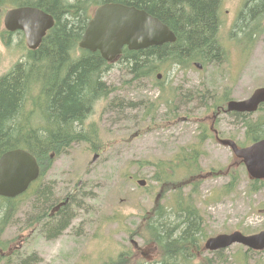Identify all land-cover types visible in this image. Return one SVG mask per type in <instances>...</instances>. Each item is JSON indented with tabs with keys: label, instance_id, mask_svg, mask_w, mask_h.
<instances>
[{
	"label": "rangeland",
	"instance_id": "1",
	"mask_svg": "<svg viewBox=\"0 0 264 264\" xmlns=\"http://www.w3.org/2000/svg\"><path fill=\"white\" fill-rule=\"evenodd\" d=\"M243 3L244 0H221L219 39L225 44V60L220 64L209 62L200 70L194 64L186 69L172 67L166 73L160 71V80L178 86L185 94L204 89L209 95L205 100L215 104L224 103L225 93L228 98L244 99L255 88L263 86L264 15L258 19L259 27L254 25L257 22L255 15L245 18L258 33L254 42H240V37L247 41L253 36L239 33L237 19ZM2 28L0 18V30ZM238 41L246 46L245 51ZM24 45V39L18 33L11 35L9 46L3 44L0 36V74L22 58L26 53ZM127 78L121 66L114 63L103 79L114 87L109 97L115 96L116 103L108 106L105 100L97 101L83 125L77 127L83 131L95 129L96 149L86 143L74 142L67 151L52 155L51 167L39 181L40 189H30L17 200L13 220L2 231L0 239L3 243L11 241L8 243L11 249L25 238L20 245V254H34L36 259L32 264H100L122 250L134 253L138 263L155 264L160 257L157 248L143 242L136 234L130 236V230L155 202L156 191L148 192L145 188L154 184L150 180L154 162L166 161L191 145H197L203 127H212L210 132L217 129L222 137L232 136V139L244 142L242 125L233 116L220 114L216 125L212 126L213 111H206L197 96L180 102V99L176 100L174 115H168L161 107L156 117L162 122L159 126L150 125L147 120H142V111L132 106L139 98L155 97L158 92L148 79L142 86L132 87L126 84ZM260 115H264V106L249 118ZM198 150L201 172L206 177L200 181L197 190L206 202H197L204 217L206 236L234 230L251 234L264 229V184L251 191V179L244 165L214 137L206 138ZM208 171L218 173L209 176ZM182 172L178 163L176 173ZM230 172L238 176L236 186L222 191ZM136 179H142L146 184L139 186ZM42 188L48 190V198L67 192L75 194L68 204L69 223L58 234L40 231L38 225L36 229L33 226L24 228L35 218V212L41 211L37 195ZM187 190L184 188L185 192ZM170 196L169 191L165 192L159 202L168 204ZM200 243L203 247L204 240ZM207 252L203 255L223 264H264V250L247 251L240 244H232L217 254ZM203 255H195L194 262L200 261Z\"/></svg>",
	"mask_w": 264,
	"mask_h": 264
},
{
	"label": "trees",
	"instance_id": "2",
	"mask_svg": "<svg viewBox=\"0 0 264 264\" xmlns=\"http://www.w3.org/2000/svg\"><path fill=\"white\" fill-rule=\"evenodd\" d=\"M249 1L250 4L245 5V9L238 14V29L253 35L257 31L254 26L249 27L245 18L254 15V18H260L264 15V0ZM108 2L131 5L160 17L172 26L177 35L176 41L171 43L138 50L124 48L115 62L126 73V84L140 87L148 79L158 92L155 97H141L137 104L133 103V108L142 111V120L159 126L162 119L157 118L156 113L161 107L168 115H174L176 100H190L195 96L206 107V111L217 113V103L205 100L209 95L204 89L196 90L194 94L181 93L178 86H172L171 83L167 85L163 80L156 79V74L160 71L166 73L172 67L189 68L194 59H200L204 65L209 63L211 57L219 58L220 48L213 34H216L219 25L221 0H0V17L11 6L33 5L50 13L55 20L37 49H26L20 60L0 74V154L15 148L27 150L39 163L43 176L52 161L51 154L58 155L67 151L72 143H86L93 150L96 149L93 138L96 135L95 129L83 131L77 127L83 125L97 101L105 100L108 106L116 103L115 96L109 97L114 87L103 79L104 73L114 63L106 62L98 51L79 49L77 44L91 10ZM254 25L259 26V22ZM15 33L22 35L21 32ZM12 34L0 31L5 46H9ZM227 99L225 93L222 100L225 103ZM242 115L241 118L236 116V121L242 122L240 124L243 127L244 142L238 143L245 145L264 137V115L253 119L248 114ZM208 137H212V133L203 127L197 145H191L166 161L159 160L153 164L150 180L154 184L145 188L148 192L155 190L156 196L169 191L170 201L163 204L156 198L150 210L145 211L138 224L130 230V236L136 234L143 242L157 248L160 257L155 264H223L203 255L200 243L207 236L203 226L204 217L198 204L206 202L197 190L202 180L198 146ZM178 163L183 170L180 175L176 173ZM216 173L213 171L212 175ZM237 181L238 176L230 172L222 191L235 188ZM262 184L264 180H250V190L254 191ZM184 188H188L187 192ZM18 199L0 197V236L13 220ZM37 200L41 211L24 228L38 225L40 231L54 235L67 227L71 215L68 204L50 216L48 190L42 188ZM9 242L3 243L0 239V250L3 253L0 264L35 262L34 254L21 255L20 248L13 247L9 251ZM195 255L203 257L195 263ZM100 264L142 262L135 261L134 253L130 250H122Z\"/></svg>",
	"mask_w": 264,
	"mask_h": 264
},
{
	"label": "water",
	"instance_id": "3",
	"mask_svg": "<svg viewBox=\"0 0 264 264\" xmlns=\"http://www.w3.org/2000/svg\"><path fill=\"white\" fill-rule=\"evenodd\" d=\"M3 24L7 31L21 30L26 46L29 49H36L46 31L53 26L54 18L37 7L20 6L5 12ZM174 40V34L156 17L134 6L109 2L95 8L78 45L89 51H99L102 58L110 62L121 53L124 46L129 50H138ZM262 102H264V86L255 89L246 99L229 101L227 109L253 112ZM221 143L232 149L234 155L245 165L251 178L264 179V138L245 147H237L230 139H223ZM38 171L34 157L25 150L12 149L2 153L0 195L15 197L22 193L38 176ZM138 183L144 185L145 182L138 180ZM234 243L253 250H262L264 230L251 235H244L239 231L217 234L208 237L203 248L215 251Z\"/></svg>",
	"mask_w": 264,
	"mask_h": 264
},
{
	"label": "flooded vegetation",
	"instance_id": "4",
	"mask_svg": "<svg viewBox=\"0 0 264 264\" xmlns=\"http://www.w3.org/2000/svg\"><path fill=\"white\" fill-rule=\"evenodd\" d=\"M247 4H250V1L248 0L247 2H246V0H245V2H244V4H243V8H242V10H244L245 8H244V6L245 5H247ZM241 10V11H242ZM240 13V12H239ZM162 23H164V24H166L169 28H170V30L174 33V31L172 30V26L169 24V23H167L166 21H164L162 18H160V17H157ZM258 19H259V17L258 18H256V20H257V22H258ZM237 21H238V19H237ZM256 22V23H257ZM170 25V26H169ZM249 26H251V25H249ZM174 28V27H173ZM219 29H220V27H219V25H218V28H217V30H216V34L214 35L213 34V37H215V39L218 41V46H219V48H220V55H219V58H216V57H211V58H209V62H214V61H216V62H218V61H223V60H225V57H226V51H225V49H224V43L222 44L221 42H220V39H219ZM240 33H243V32H240ZM174 35H175V38L177 39V35L174 33ZM176 39H175V41H176ZM256 39V38H255ZM239 41L240 42H243V43H245L246 44V41H243L242 39H239ZM238 41V42H239ZM255 40H251V41H249L250 43H252V42H254ZM234 44H235V42L234 41H232ZM240 42H239V44H240ZM167 43V42H166ZM240 46H241V48L245 51L246 49H245V47L246 46H243L242 44H240ZM223 52V53H222ZM196 61H201L200 59H194L193 60V62H196ZM196 97V96H195ZM194 97V98H195ZM212 97V96H211ZM229 99H227V100H225V105H222V104H217V106H216V111H218L215 115H214V119L212 120V123L214 122V123H216V121H217V117L220 115V114H225V115H228V116H233L234 118H235V121H236V118H238V117H236V116H239L240 118L241 117H243V113H238V112H228V111H225V108H226V104H227V101H228ZM210 103H212V102H210ZM236 113H238V114H240V115H235ZM237 123H238V121H236ZM240 123H242V122H240ZM243 128V127H242ZM214 133H215V136L217 135V131L216 130H214ZM216 138H217V140H219V139H221V138H218L217 136H216ZM37 181L38 180H36L35 182H36V185H37ZM75 198V194H74V192H72V193H69V192H67V193H65V194H61L60 196H56V197H54V195H51L49 198H48V200L50 201V203H51V208H50V213L51 214H56L57 212H58V210H59V208H61L62 206H65L66 204H69L70 202H72L73 201V199Z\"/></svg>",
	"mask_w": 264,
	"mask_h": 264
}]
</instances>
